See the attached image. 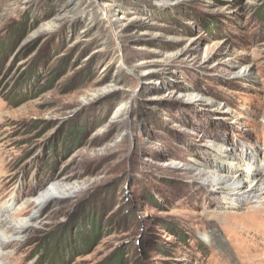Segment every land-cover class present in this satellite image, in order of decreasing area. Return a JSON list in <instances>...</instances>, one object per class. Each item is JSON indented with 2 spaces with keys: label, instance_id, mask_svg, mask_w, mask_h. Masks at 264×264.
<instances>
[{
  "label": "rangeland",
  "instance_id": "374dc122",
  "mask_svg": "<svg viewBox=\"0 0 264 264\" xmlns=\"http://www.w3.org/2000/svg\"><path fill=\"white\" fill-rule=\"evenodd\" d=\"M262 166L264 0H0V264H264Z\"/></svg>",
  "mask_w": 264,
  "mask_h": 264
},
{
  "label": "bare ground",
  "instance_id": "6f19581e",
  "mask_svg": "<svg viewBox=\"0 0 264 264\" xmlns=\"http://www.w3.org/2000/svg\"><path fill=\"white\" fill-rule=\"evenodd\" d=\"M241 173L242 172H239L237 175H241ZM236 176H233L232 178L227 180L228 182H226V184L228 183L229 187L232 186V188L234 190V192H233L234 195L239 196L245 190H248L249 194L254 195V197H257L258 194H261L262 197L264 198V166H262L261 170L259 171V175H257L254 179H252L251 182L249 183V185H247V186H244V185L242 186L243 179L238 181V179H236ZM244 176L245 175H243V177ZM255 192H258V194L255 195ZM0 225H1L2 230L4 232H6L9 236H15L16 237L17 235L20 234L21 230L23 229L22 227H20L21 225L15 226V225L10 224V223L6 224L5 222H3L1 220H0Z\"/></svg>",
  "mask_w": 264,
  "mask_h": 264
}]
</instances>
